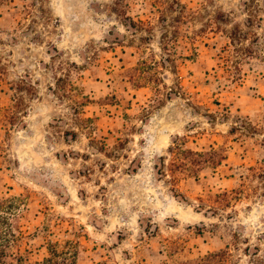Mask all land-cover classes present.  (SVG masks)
Listing matches in <instances>:
<instances>
[{
  "label": "rangeland",
  "instance_id": "1",
  "mask_svg": "<svg viewBox=\"0 0 264 264\" xmlns=\"http://www.w3.org/2000/svg\"><path fill=\"white\" fill-rule=\"evenodd\" d=\"M0 195L33 259L264 264V0H0Z\"/></svg>",
  "mask_w": 264,
  "mask_h": 264
},
{
  "label": "trees",
  "instance_id": "2",
  "mask_svg": "<svg viewBox=\"0 0 264 264\" xmlns=\"http://www.w3.org/2000/svg\"><path fill=\"white\" fill-rule=\"evenodd\" d=\"M188 152L199 156L201 162L205 161V156H208L206 161H210L216 166L227 158V155L217 158L216 150L198 152L190 149ZM200 161L198 160L197 162L200 164ZM162 165L163 160L160 166ZM162 171L163 168L160 167L159 173L161 175L163 174ZM15 203L16 199L0 195V264H80L78 250L72 243L62 249L59 247V242L51 243L49 254L43 258L33 259L28 249L24 251L22 249V241L25 235L21 230L15 228L11 218L16 210ZM216 255L209 254L203 259H210ZM162 264L168 263L164 262Z\"/></svg>",
  "mask_w": 264,
  "mask_h": 264
}]
</instances>
